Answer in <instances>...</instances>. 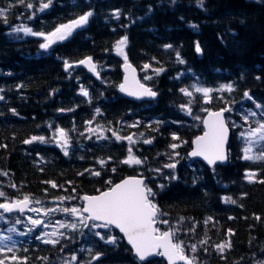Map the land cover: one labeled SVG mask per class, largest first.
I'll return each mask as SVG.
<instances>
[{"label":"trees","instance_id":"trees-1","mask_svg":"<svg viewBox=\"0 0 264 264\" xmlns=\"http://www.w3.org/2000/svg\"><path fill=\"white\" fill-rule=\"evenodd\" d=\"M48 2L0 0L7 9L0 17V200L78 204L81 194L141 175L159 220L194 264H264V160L244 158L246 148L264 153L261 133L249 135L264 124V0H203L202 7L197 0H51L41 11ZM87 12L86 24L49 49L40 48L43 36L14 31L48 34ZM125 36L124 56L155 101L136 103L117 91L115 46ZM84 57L99 80L76 65ZM196 88L211 91L206 98ZM219 108L228 109L232 128L229 159L208 168L186 152L202 114ZM58 129L69 140L66 151L52 143ZM129 148L141 164L124 163ZM77 231L56 243L26 242L0 261L139 264L114 230L103 240Z\"/></svg>","mask_w":264,"mask_h":264},{"label":"snow or ice","instance_id":"snow-or-ice-1","mask_svg":"<svg viewBox=\"0 0 264 264\" xmlns=\"http://www.w3.org/2000/svg\"><path fill=\"white\" fill-rule=\"evenodd\" d=\"M23 2V0H21ZM198 4L203 6V0H197ZM175 3V0H173ZM51 4V0L47 4L41 5V11ZM29 8L32 7L31 4L27 5ZM149 11L151 9L149 8ZM7 12V9H0V17H4ZM91 12H87L82 16H79L77 19L70 21L67 24H62L58 26L53 32L45 34V33H37L33 32L31 28H23V29H15L14 31H23L26 34L31 35H39L43 36L45 42L40 44L41 49H49L50 46L57 41L65 40L69 35H71L72 31L88 22L89 16H91ZM116 15L119 16V11L117 10ZM127 44V37H122L119 41H117V50L120 51L122 46ZM165 47H171V45H166ZM196 51L200 52V45L197 43ZM125 60H127V56L125 55ZM91 58H87L85 61H80V63H89ZM183 62V61H181ZM66 68L71 67L65 61ZM148 67V65H145ZM90 68L92 71H95V65L90 64ZM159 71H163V69H158ZM146 79H149L146 77ZM138 84V82H137ZM229 91H231V85H226ZM121 91L127 92L129 95L142 97L149 96L155 97L157 95L156 92L152 91L150 88H145L143 85H138V89L133 90L127 86V78L126 83L120 85ZM185 95L191 96L192 93L188 92L186 89H181ZM196 91L203 92L205 97H208L210 89L207 88H196ZM84 95H87V92L82 89ZM245 96H248V93H245ZM250 98V97H249ZM2 99V97H0ZM259 107V105H257ZM14 111V110H13ZM99 111V110H97ZM190 112L191 110L188 109ZM223 111H228V109H224L221 112L209 113V119L205 120L203 123L207 127L208 131L204 133L202 137H197L195 144V149L190 153L191 156H203L205 160H207L208 164H215L217 161H224L226 159V155L224 152V144L227 139V128L225 126V122L222 118ZM59 135L61 138L66 136V133L63 129H58ZM256 133H261L260 139L264 140V124H261L259 128L255 130H251L249 135H255ZM243 136L244 134L241 133ZM175 138V137H174ZM41 140L43 141V137H32V140ZM117 139H121V137L117 136ZM126 139L132 140V137H127ZM32 141H25V143H31ZM67 143V140L64 141ZM145 143H151V141H145ZM173 149L178 147V145H171ZM251 151L250 148L245 149V159H260L264 160V153H261L258 156L248 155ZM143 161L136 158L132 152L131 148H129L128 158L124 161L129 165L133 164H141ZM103 163V161H101ZM166 167L174 168L175 164L166 165ZM115 171V169H113ZM95 175H99V173H95ZM255 176V173H248V179L251 181ZM109 183H111L109 181ZM56 185L53 184V187ZM4 193L0 192V196H3ZM154 195L150 188H147L143 181L136 178H128L123 180L121 183L116 184L115 186L109 188V190L102 192L98 196H85L83 199L87 201V206L81 210L73 208L71 210L64 209V211H71L73 214L83 216V213H87V220L91 221H102L101 224H92L93 228H109L110 225H115L123 232L127 238L129 243L135 249L136 256L140 261H144L148 256L156 253L158 255L166 256L169 264H174L175 260H184L187 264H192V261L188 259L183 254V247L181 244L173 243L172 232H164L158 234V229L154 228L153 225L155 223V217L157 215L158 209L154 203L149 199V196ZM29 203V198L27 196L24 197L23 201H18L14 204L3 203L0 204V209H4L6 212H11L13 208H19L23 211L24 207H27ZM39 203V202H37ZM235 203V201H232ZM35 211V209H33ZM33 224H40V220H33ZM63 226V225H61ZM70 227H75V225H70ZM97 236L103 240L104 236H101L99 232L96 233ZM116 238L109 236L107 242L115 243ZM52 243H56V241H51ZM220 248V246H217ZM193 251L195 250V245L192 246ZM163 249L162 252H158L157 250ZM223 250L222 248L220 249ZM0 264H4L3 261H0Z\"/></svg>","mask_w":264,"mask_h":264},{"label":"rangeland","instance_id":"rangeland-1","mask_svg":"<svg viewBox=\"0 0 264 264\" xmlns=\"http://www.w3.org/2000/svg\"><path fill=\"white\" fill-rule=\"evenodd\" d=\"M124 46H122L120 51L117 50V44L115 46V53L121 56V58H124ZM114 138L117 140V135H114ZM65 140H67L66 144L64 143ZM52 143L63 151H66L69 146L67 136L61 138L58 130L53 135ZM73 208L80 210V203L67 204L61 200H38L35 201V206L33 207L35 211L30 215H7L0 210V247L10 249L18 240L27 236L29 238L34 237L42 242H51L65 232H74L75 236L80 235L77 229L84 226L85 216L73 214L71 211H64V209L71 210ZM59 214L60 216H58ZM33 220H40L41 223L33 224ZM92 224L88 227L89 232L95 234L99 232L104 238L109 235V228H93ZM70 225H75V227H70Z\"/></svg>","mask_w":264,"mask_h":264},{"label":"water","instance_id":"water-1","mask_svg":"<svg viewBox=\"0 0 264 264\" xmlns=\"http://www.w3.org/2000/svg\"><path fill=\"white\" fill-rule=\"evenodd\" d=\"M87 58H88V57H85V58H83V59L80 60V61H85V60H87ZM80 61L78 62V65H80L81 67H83V68H84L89 74H91L92 76H94L96 79L99 78V77H98V74H97V72H96V70H95V71H92L91 68H90V64H93L92 61H90V64H89V63H80ZM120 70H121L122 76H121L120 83H119V85H118V91H119L123 96H125V97H127V98H129V99H131V100L138 101V102L141 101V100H151V99L155 98V97H149V96H142V97L132 96V95H129L127 92L121 91V89H120V85L126 83V78H127V86H128L130 89L136 90V89H138V85H143L145 88H148V87H146L143 83L140 82L139 77H138V73H137V69H136L131 63H129L128 61H124V62L120 65ZM137 82H138V84H137ZM221 111H222V109H218V110H214V111H208V112L202 117V127H203V131L193 139V142H192V148H191V150L188 152V156H189V157L199 159L200 161H202L204 164H206V165L209 166V167H212V166L215 165V164H224V163H226V161H227V144H228V140H229V136H230V129H229V127H228V125H227V123H226V121H225V118H224V111H223V114H222V118H223V120H224V122H225V126H226V128H227V139H226L225 144H224V152H225V155H226V159H225L224 161H217L215 164L210 165V164H208L207 160L204 159L203 156H191L190 153H191V152L195 149V147H196L195 141H196L197 137H202V136L204 135V133H205L206 131H208L207 127L205 126V124H204L203 122H204L205 120L209 119V113H216V112H221ZM128 178H136V179H140V180H142L143 183H144V178H143V177H137V176H126V177L122 178L121 180H119L118 182H116V183H115L114 185H112L111 187L115 186L116 184L121 183L123 180L128 179ZM111 187H110V188H111ZM107 190H109V188H108V189H105V190H103V191H101V192H99V193L92 194V195H85V194L81 195V196H80V199H81V201H82V208H81V210L83 211V208L87 206V201H85V200L83 199V197H85V196H89V197H92V196H98V195H100L102 192L107 191ZM20 201H23V200H20ZM16 202H18V201L12 202V203H10V204H14V203H16ZM29 205H30V202L28 203L27 207H24V208H23V211H21L19 208H13V210H12L10 213H13V212H29V211H30V209H29ZM5 212H6V211H5ZM8 213H9V212H8ZM84 214L87 215V213H84ZM86 220H87V219H86ZM87 221H89V220H87ZM97 222L102 223V221H97ZM154 224H155V223H154ZM111 226H112L115 230H117V232H119V233L121 234V236H122L123 239H124V242H125V243L128 245V247L131 249L132 254L138 259V257L136 256V253H135V249H134V248L132 247V245L129 243L127 236H126L123 232H121L120 229H119L118 227H116L115 225H111ZM153 227H154V225H153ZM167 232H169V231H167ZM157 251H158V252H162L163 249H159V250H157ZM155 256H162V255H158V254H156V253H153L152 255L148 256L144 261H140L139 259H138V260H139L140 262H145V261H147L148 259H150V258H152V257H155ZM163 257L165 258L167 264H169V261H168L167 257H166V256H163ZM179 263L187 264V262L184 261V260H175V261H174V264H179Z\"/></svg>","mask_w":264,"mask_h":264}]
</instances>
